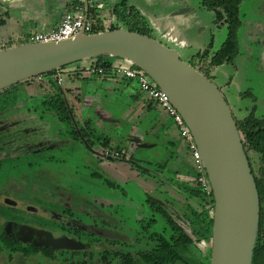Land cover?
Masks as SVG:
<instances>
[{"label":"rangeland","instance_id":"1","mask_svg":"<svg viewBox=\"0 0 264 264\" xmlns=\"http://www.w3.org/2000/svg\"><path fill=\"white\" fill-rule=\"evenodd\" d=\"M204 2L105 0L101 9L107 14L109 9L117 8L119 14H107L106 20L111 19L110 23L121 28L129 20L133 27L138 26L148 37L176 50L185 62L206 50L209 54L221 51L231 37L236 49L233 60L215 67L209 79L224 96L235 119L253 114L264 123V0H243L240 3L238 26L217 25L214 13L204 6ZM128 11H135L142 22H135L132 17L126 20L125 16L131 14ZM105 28L108 29V26ZM5 34L6 31L1 28L0 38ZM167 35L184 40L185 47L169 43ZM9 46L7 39H0V48ZM60 78L69 81L65 73ZM35 81H31L35 90L27 91V94L12 91L0 96V206L3 211L9 208L3 201L7 196L21 201L25 207L15 210L22 222L20 224L39 225L29 208L49 209L59 217L66 213L65 219L71 217L87 227H93L95 233L100 229L102 232H97V235L108 239L105 240L108 244H120L119 251L122 253L134 254L149 249L151 242L147 240L148 234L162 232L165 226L159 220L156 227L148 228L146 232L142 229L153 218L145 205V196L162 203L171 202L180 210L186 202L182 194L173 189L176 186L171 181L178 178L175 173L179 170L181 177H185L183 181L192 179V176L184 174L188 170L192 172L191 160L180 142L151 136L155 121L168 122L170 119L161 118L163 111L160 106L150 110L146 116L139 114V121L136 116H126L128 98L120 93L103 97L100 104L90 108L84 102L75 103V109H71L81 138L88 132L92 140L109 136L113 146L125 147L122 148L125 156L133 158L135 164H128V167L135 174L125 176L114 173L115 182L112 173L116 170L103 167L119 168L118 163L96 158L93 154L96 148L87 150L80 139L71 136L73 130L60 123L51 112L44 111L41 102L45 98V90L39 84L41 81ZM109 121L117 122L112 125ZM170 126L175 130L171 120ZM133 137L139 138L143 144L152 143L154 147H137L131 142ZM178 147L182 148L176 154ZM248 155L254 175H259L256 156L250 152ZM99 175L115 184L116 189L109 188ZM260 190L264 199V188ZM167 230L166 236L169 234ZM210 246L211 240L202 242L198 248L203 252ZM98 248L113 249L107 244L94 250L97 252ZM38 262L41 264L36 259L28 260L18 255H13L10 261L7 252L0 251V264Z\"/></svg>","mask_w":264,"mask_h":264},{"label":"water","instance_id":"2","mask_svg":"<svg viewBox=\"0 0 264 264\" xmlns=\"http://www.w3.org/2000/svg\"><path fill=\"white\" fill-rule=\"evenodd\" d=\"M102 57L124 60L142 70L168 95L187 125L214 201L209 264H251L259 195L236 122L215 84L181 60L176 50L122 28L80 32L62 42L14 46L0 50V91ZM13 238L36 247L83 248L75 241L55 239L47 231L24 225L17 226Z\"/></svg>","mask_w":264,"mask_h":264},{"label":"trees","instance_id":"3","mask_svg":"<svg viewBox=\"0 0 264 264\" xmlns=\"http://www.w3.org/2000/svg\"><path fill=\"white\" fill-rule=\"evenodd\" d=\"M204 1V6L214 13L215 23L217 25L226 24L228 26H238V6L243 0ZM117 12L118 9L114 8L113 13L118 15L119 13ZM130 12V15L127 14L125 16L126 20L127 17H132L135 22H142V19L136 15L135 11H128V13ZM87 15L89 18L93 17L94 19L93 24H90L92 28L90 34L113 31L121 28L112 24L106 29L104 22L98 21L97 18H95L94 10L91 8L88 9ZM122 29L147 36L140 31L138 26L133 27L129 20L126 21L124 28L122 27ZM27 43V40L16 42L13 47ZM235 54V43L230 37L221 51L215 54H209V51L206 50L203 53L195 55L186 63L209 79L215 67L230 63ZM113 60L120 59L102 57L92 60L91 63L96 71L99 69L102 70L101 77L106 78L107 76V78H111L112 73L114 74L113 71L116 68L112 64ZM133 68L137 70L139 69L135 66H133ZM63 69L65 68H62L61 70ZM55 74L56 72L53 71L42 77L50 78ZM35 80H37V77L8 87L0 91V96L7 95L12 91L16 93L20 86ZM40 84L43 88V84ZM49 84L53 89V82L51 80ZM46 91L47 90L45 89V92ZM44 97L45 98L41 102L42 109L54 114L60 123L69 127L70 130H73L70 134L74 139H80L86 149L92 150L93 144L95 143L94 140L89 137L92 135L88 132L81 138V131H76L77 124L74 123L75 116L73 115V110L69 107L62 94L56 91L53 95V92L51 91L44 93ZM234 120L259 195V220L251 264H264V199L260 190V188H264V123L255 118L253 114L239 120L234 118ZM95 141H97L103 148H111L110 140L107 138L97 137L95 138ZM169 143L172 146L175 145L172 142ZM112 150L116 153H123V149L120 147L112 148ZM249 152L256 156L259 166V175H254L249 161ZM130 160V164L134 165L135 162L132 157ZM142 172L146 171L144 170ZM186 172L187 173L185 174L187 176H192L193 178V172L189 170ZM179 174H181L180 170L176 171L175 175L178 176ZM144 175L145 174L143 173V176ZM98 177L102 178L100 175ZM104 180L109 188L116 189L115 184L105 178ZM171 182L176 186L173 189H175L177 193L180 192L182 194L183 200L186 203L180 210H177L175 205L171 202L162 203L148 195L145 196V205L153 218L149 219L147 223L148 226H143L142 229L146 232L148 228L156 227L160 220L164 223L165 229H168L167 231L169 232L168 236L165 235V229L162 230V232L149 233L147 237V240L151 242V247L149 249L130 254L122 253L119 250H114V248L111 250L96 252L89 250L88 246H85L81 251H61L54 248L22 244L13 238L17 226L22 223L18 220L16 211L11 208L3 211L4 208L0 206V220H2L0 223V251L7 252L8 260L10 261L13 260V255H18L28 260L38 258L41 261L46 260L48 263L53 261L58 264H113L114 261H116L117 264H209L210 248L201 252L198 246L202 242H209L211 240L214 208L212 191L209 195H205L199 188L193 186L190 181H178V178ZM95 254L97 256H95Z\"/></svg>","mask_w":264,"mask_h":264},{"label":"crops","instance_id":"4","mask_svg":"<svg viewBox=\"0 0 264 264\" xmlns=\"http://www.w3.org/2000/svg\"><path fill=\"white\" fill-rule=\"evenodd\" d=\"M104 1L105 0H0V30L3 28L6 31L5 36H2L0 39L2 41L7 39L10 44L9 47L11 48L13 47V44L23 41L24 38L26 39L27 37L37 33H47L53 31L59 26L62 16L66 12H73L76 6H83L86 12L87 22L89 24H93L94 21L93 17L89 18L87 15L88 9L91 8L94 10V14L96 16L95 18H97L98 21H103L104 26H108L109 28L112 23H110L111 19L106 20L108 18L107 14L110 15L113 13V10L109 9L107 14H105L101 9V4L103 5ZM16 30L18 32L14 33ZM0 50H3V48H0ZM90 63L91 61L79 63L77 65L74 64L68 66L64 70L56 72V74L52 76L53 78H45V81L41 82L43 84V90L46 89L47 92L52 91L53 95L56 91L60 92L70 108L75 106V103L81 104L82 102L86 103L89 108L94 107L100 104V100L102 101L103 97L107 98L109 95L116 93H120L121 95L124 94L127 96L129 103L128 108L126 109V116H136L137 121L140 119L139 114H141V116H146L149 114L150 110L157 107L152 102L144 99L135 83L131 80L123 79L115 73H112L111 78H107V76L106 78H103L97 74L88 75L85 72V69ZM112 64L117 68L127 66L128 62L124 60H113ZM64 73L68 75L69 81L65 82L62 80L60 84H57L56 79L60 78L61 74ZM51 79H53V89L49 84ZM31 83L32 82H29L20 86L16 93L19 94L25 92L27 94V91L35 90V85ZM63 86L65 88H63ZM83 94H85L84 98L82 97ZM81 98H83L84 101H82L83 99L81 100ZM160 114L161 118H168L164 112H161ZM109 122L113 125L117 121ZM94 127L96 126L94 125ZM152 128L151 136L153 138L159 137L164 140L171 138L172 141H177L175 130H172V126H170V120L168 122H162L161 120L158 122L155 121ZM102 138L109 139L110 147H115L112 145V139L109 136L104 135ZM94 142L96 147L93 146L92 150L96 148L97 151L100 148H103L97 141H95V139ZM131 142L134 145L136 144L137 147H140L141 145L143 148L154 147V144L152 143H148V145L143 144L141 140L136 137H133ZM120 148L125 147L121 146ZM181 148H177L176 154L180 153ZM114 163H118L117 165L120 167L114 168L115 166L111 167L109 165L103 167L104 169L113 168L116 170V172L112 173L114 181L116 178V174L114 173H123L125 176L135 174L134 171L128 167V163H121L119 161ZM180 167L183 168V166ZM183 178L185 177H181V174L178 175V181H183Z\"/></svg>","mask_w":264,"mask_h":264},{"label":"built area","instance_id":"5","mask_svg":"<svg viewBox=\"0 0 264 264\" xmlns=\"http://www.w3.org/2000/svg\"><path fill=\"white\" fill-rule=\"evenodd\" d=\"M91 29V25L87 22L86 12L83 6H76L73 12H66L62 16L59 26L55 30L47 33L34 34L26 39L24 38L23 41L27 40L28 43L62 42L75 37L80 32L90 34ZM166 40L177 47L182 48L186 45L183 40H179L172 35H167ZM85 72L88 75L102 74V70L99 69L96 71L92 63H90L85 69ZM113 72L121 78L132 80L144 99L152 102L156 106H160L164 114L172 121L173 127L176 131V139L180 142V146L184 148L186 155H188L191 160V169L194 176L190 180V183L199 188L205 195H209L211 193V188L201 155L194 143L187 125L181 115L171 104L168 95L161 91L142 70L134 69L133 65L129 62L127 66L117 67ZM37 80L44 82L45 77L39 76L37 77ZM61 81V78L56 79L57 84H60ZM97 152L103 159H112L114 161L128 159V156H125L124 153H116L112 150V148H100Z\"/></svg>","mask_w":264,"mask_h":264},{"label":"flooded vegetation","instance_id":"6","mask_svg":"<svg viewBox=\"0 0 264 264\" xmlns=\"http://www.w3.org/2000/svg\"><path fill=\"white\" fill-rule=\"evenodd\" d=\"M83 146L85 147L84 144H83ZM97 151L96 150L93 151L94 156L98 159H103L98 155ZM130 159H131V156L127 160L120 159L119 162L130 164V161H131ZM130 169H132V168H130ZM141 171H143V169H141ZM3 201L7 207L14 209V210H17V209L19 210V209L25 208L21 201H18V200L16 201V200L11 199L7 196L4 197ZM29 210L32 214H35L34 219L37 218L35 221H36V223L39 222V225L35 224V223H24V224H20V225H24L27 227L47 231L55 239H59V240L69 239V240L75 241V242L83 245V248L79 249V250H69V249H57V250L81 251L85 248V246H88L89 250L95 251L96 250V249L94 250L95 247H99V245H105V244L110 245V247L114 248V250L115 249L120 250V248H119L120 244H117L116 242L115 243L112 242L111 244H108L107 243L108 239H106L100 235H97V232L100 233V231H101L100 229L96 228L99 231H97L95 233L93 231L94 230L93 227H87L84 224H82L81 222L76 221L71 217L65 219L64 217L66 216V213L60 215L62 217H59L56 213H54V211H50L49 209H32V208H29ZM66 210H69V209H66ZM43 212H44V214H43ZM59 219H60V221H59ZM1 222H2V220H0V223ZM105 240H107V241H105ZM102 242L105 244H103ZM117 247H118V249H117ZM98 251L102 252L105 250L98 248ZM140 251H142V250H140ZM130 254H133V253H130ZM36 260L40 261L41 264H58L57 262H53V261L46 263V260L41 261L38 258Z\"/></svg>","mask_w":264,"mask_h":264}]
</instances>
